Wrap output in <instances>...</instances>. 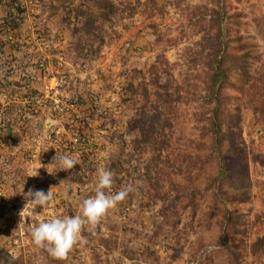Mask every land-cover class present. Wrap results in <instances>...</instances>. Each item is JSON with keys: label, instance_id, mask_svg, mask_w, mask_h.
I'll use <instances>...</instances> for the list:
<instances>
[{"label": "rangeland", "instance_id": "rangeland-1", "mask_svg": "<svg viewBox=\"0 0 264 264\" xmlns=\"http://www.w3.org/2000/svg\"><path fill=\"white\" fill-rule=\"evenodd\" d=\"M222 14L247 85L210 77ZM216 89L223 164L200 130ZM0 105V264H264V0H0ZM55 155L79 163L49 174ZM102 169L136 190L50 256L31 229L79 215Z\"/></svg>", "mask_w": 264, "mask_h": 264}, {"label": "clouds", "instance_id": "clouds-1", "mask_svg": "<svg viewBox=\"0 0 264 264\" xmlns=\"http://www.w3.org/2000/svg\"><path fill=\"white\" fill-rule=\"evenodd\" d=\"M79 160L72 155L54 156L50 164H58L59 167L54 172L47 170L49 174H54L58 170L73 169ZM38 170L30 176H38ZM113 183L112 172L107 169L98 171L95 183V195L85 198L80 204L81 213L71 217H53L46 222H41L31 229L33 242L44 248L50 256L62 259L77 243H85L81 239V231L85 225L93 228L98 225L108 210L117 206V203L124 200L129 193L136 190L133 184H128L116 193H106ZM27 203L33 208L47 207L54 198L51 188L45 192L43 190L33 191L29 189L24 193Z\"/></svg>", "mask_w": 264, "mask_h": 264}, {"label": "trees", "instance_id": "trees-1", "mask_svg": "<svg viewBox=\"0 0 264 264\" xmlns=\"http://www.w3.org/2000/svg\"><path fill=\"white\" fill-rule=\"evenodd\" d=\"M108 10H111L112 4H108ZM223 10V9H222ZM225 16L215 17L214 23L217 25V32H216V47H217V54L220 55V58L215 59V61L209 66V69L211 71L210 77L215 80L221 82L224 80L228 74L232 73H238L240 80L244 85H247L249 83L248 81V71L245 69L244 65V56L241 54L238 56H235L234 54L230 53L228 51V40L226 42H222L220 39L223 36L222 34L225 33L222 29V24L224 26V23L222 22L223 18ZM225 21V20H224ZM228 23V22H227ZM226 29V27H224ZM238 36H240L239 33H237ZM229 35V34H228ZM228 37V36H227ZM229 39V38H228ZM216 42V40H215ZM230 53L231 55H229ZM224 59V60H223ZM226 59L228 60V64H225ZM237 60H239L237 62ZM220 85V88L221 89ZM258 89H261L260 85L256 84ZM254 87V84H253ZM219 89H216L215 91V100L216 104L213 106L211 113L209 116H204L203 119H206L208 121V125H201L200 130L202 134H208L210 137V143L206 146H208V149L210 151H213L216 155H218L222 161V164L225 163L228 160V157L226 155L231 152V150L224 151V144H226V135L223 129V121L226 118L224 117L225 114H228V101L224 100V97L218 92ZM228 117V116H227ZM226 164H224L221 168V174H226Z\"/></svg>", "mask_w": 264, "mask_h": 264}, {"label": "built area", "instance_id": "built-area-1", "mask_svg": "<svg viewBox=\"0 0 264 264\" xmlns=\"http://www.w3.org/2000/svg\"><path fill=\"white\" fill-rule=\"evenodd\" d=\"M9 125V117L6 106L0 105V134Z\"/></svg>", "mask_w": 264, "mask_h": 264}]
</instances>
